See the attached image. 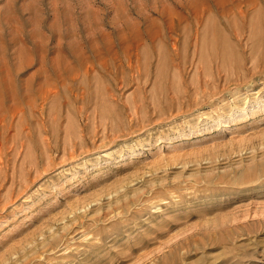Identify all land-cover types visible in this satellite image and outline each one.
Returning <instances> with one entry per match:
<instances>
[{"label":"rangeland","instance_id":"1","mask_svg":"<svg viewBox=\"0 0 264 264\" xmlns=\"http://www.w3.org/2000/svg\"><path fill=\"white\" fill-rule=\"evenodd\" d=\"M5 117L0 264H264V0H0Z\"/></svg>","mask_w":264,"mask_h":264},{"label":"bare ground","instance_id":"2","mask_svg":"<svg viewBox=\"0 0 264 264\" xmlns=\"http://www.w3.org/2000/svg\"><path fill=\"white\" fill-rule=\"evenodd\" d=\"M45 85H47V84H45ZM43 87V86H42ZM45 87V90L43 89V90H41L42 91V95H43V97H42V101H43V103L45 104V103H47V86H44ZM28 96V95H27ZM29 97V96H28ZM30 102V101H29ZM33 105H35V103H32ZM0 130L1 129H3V128H5V126L7 125V117H5V118H3L2 120H0ZM9 124H10V122H9ZM1 144V143H0Z\"/></svg>","mask_w":264,"mask_h":264}]
</instances>
